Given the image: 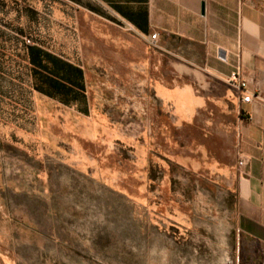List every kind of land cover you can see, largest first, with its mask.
<instances>
[{
  "label": "rangeland",
  "instance_id": "374dc122",
  "mask_svg": "<svg viewBox=\"0 0 264 264\" xmlns=\"http://www.w3.org/2000/svg\"><path fill=\"white\" fill-rule=\"evenodd\" d=\"M100 5L0 0V264H262L238 251L225 185L178 161L175 128L146 136L144 39ZM25 44L83 66L88 118L32 92Z\"/></svg>",
  "mask_w": 264,
  "mask_h": 264
},
{
  "label": "crops",
  "instance_id": "0c3cea01",
  "mask_svg": "<svg viewBox=\"0 0 264 264\" xmlns=\"http://www.w3.org/2000/svg\"><path fill=\"white\" fill-rule=\"evenodd\" d=\"M97 1L88 12L113 15L144 39L146 136L149 128H175L178 161L225 185L238 251L264 264V0ZM38 47L48 54L40 64L22 47L32 92L88 118L83 66ZM234 72L248 102L227 82Z\"/></svg>",
  "mask_w": 264,
  "mask_h": 264
},
{
  "label": "built area",
  "instance_id": "2783aa9c",
  "mask_svg": "<svg viewBox=\"0 0 264 264\" xmlns=\"http://www.w3.org/2000/svg\"><path fill=\"white\" fill-rule=\"evenodd\" d=\"M157 38V33L154 32L150 35V42L152 44L155 43V39ZM227 82L233 86L238 91L242 92L241 100L243 102H248L250 100V94L246 93V82L241 79L236 72L232 73L230 78L227 80ZM238 163L241 165L244 163V161L241 159L238 161Z\"/></svg>",
  "mask_w": 264,
  "mask_h": 264
},
{
  "label": "trees",
  "instance_id": "16d2710c",
  "mask_svg": "<svg viewBox=\"0 0 264 264\" xmlns=\"http://www.w3.org/2000/svg\"><path fill=\"white\" fill-rule=\"evenodd\" d=\"M27 48V53L30 57V60L33 63L40 64L41 57L48 55L47 53L42 52V49L35 44H25Z\"/></svg>",
  "mask_w": 264,
  "mask_h": 264
}]
</instances>
